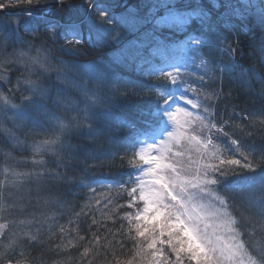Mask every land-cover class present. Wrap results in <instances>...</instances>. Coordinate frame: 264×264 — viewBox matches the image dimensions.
Segmentation results:
<instances>
[{"label": "trees", "instance_id": "trees-1", "mask_svg": "<svg viewBox=\"0 0 264 264\" xmlns=\"http://www.w3.org/2000/svg\"><path fill=\"white\" fill-rule=\"evenodd\" d=\"M92 1H68L60 10H54L57 5L48 6L53 9L49 19L56 16L62 23L82 22L83 39L79 44L65 45L64 36L59 32L46 33L43 27L34 35L25 32L23 24L18 30L26 41L35 43V47L45 50L55 61L61 59L79 65L76 74L72 73L73 67L69 68L68 75L61 73L65 77L55 72L48 75L46 72L50 70L46 66L41 70L43 81L52 93L45 101L47 109L53 118L63 121L56 134L43 127L33 133L37 145H43L41 153L33 152L32 143L10 142L0 132V202H12L14 206L0 207V215L6 216L8 232L5 233L21 245L16 254L23 250V264H147V258L141 260L137 255L140 245L146 248L148 243L135 229L141 223L136 217L145 207L140 199L137 176L146 164L142 159L145 141L164 120L169 95L178 86L188 87L190 98L198 99V114L191 116L193 122L187 134L194 138H213L210 153L215 156L203 157L200 169L211 163L228 173L227 176L210 173V178L219 179L214 190L236 205L240 203V194L229 191L236 178H259L264 174L261 168L248 172L240 165L220 164L231 159L243 164L240 153L247 155L249 147L256 149L259 159V152L264 148V22L261 21L264 0H179L181 9L193 14L192 22L182 31L161 29L157 35L169 46L167 60L156 56L142 69L137 68L136 62L123 58V54L134 47V41H142L151 29L150 24H131V20L139 22L147 18L154 0H102L104 6H109L108 14L116 16L109 24L110 31L103 28V38L100 34L94 35L90 20L85 19ZM44 8L37 6L36 11ZM162 13L161 9L159 14ZM15 18L28 22L25 15H0V29ZM68 31L73 35L70 39L74 38L71 27L65 30L66 37ZM5 32L1 37L9 31ZM109 32L114 35L119 32L120 40L113 41ZM189 35L199 36L204 43L195 46L189 41L181 47ZM218 37H226L231 55L223 50L224 45H211ZM16 46L21 54L28 51L26 56L35 53L27 45ZM6 47L3 53L14 59L11 45ZM182 59L187 61L182 62L184 69L180 70L176 84L168 77L152 74L155 62L170 64ZM3 64L0 62V71L11 75L10 79L19 78L20 73L25 76V71L16 70L15 65ZM83 65L91 67L82 70ZM167 70L173 71V68ZM69 75L73 79L66 77ZM64 88V95L58 96L56 92ZM9 95L19 94L10 91ZM237 126H243L252 135L241 134ZM219 128L229 135L220 134ZM233 140L242 145L239 150H234ZM49 143H52L50 149L46 147ZM6 153H12L17 162L10 158L8 161ZM52 174L65 179H54ZM233 214L237 215L235 211ZM25 215L35 218L32 230L37 232L34 235L40 243L33 244L42 250L35 248V252L29 253L32 240L20 232L26 228L14 225L13 219ZM16 228L18 232L14 231ZM238 228L246 249L264 263L258 255V250L264 247L261 225L255 224V230L250 225ZM7 243V239L0 237V251ZM48 247L54 249L56 257L42 262L37 256ZM163 247L164 254H170L167 245ZM188 263L185 258L184 264Z\"/></svg>", "mask_w": 264, "mask_h": 264}, {"label": "snow or ice", "instance_id": "snow-or-ice-1", "mask_svg": "<svg viewBox=\"0 0 264 264\" xmlns=\"http://www.w3.org/2000/svg\"><path fill=\"white\" fill-rule=\"evenodd\" d=\"M10 3L17 6L20 4L29 6L24 12V15L28 18V22L22 19H13L6 22L14 31H18L23 24L24 31L30 35H34L43 27L46 33L54 35L59 32L61 36H64L65 45L69 46L79 44L83 39L80 25L75 21H67L61 24L59 21L49 19L45 11H36L37 5L46 3H55L58 7L62 8L68 3V0H10ZM7 6L9 5L0 3V10ZM228 6L233 7L231 4ZM89 7L96 12L99 24L112 23V17L109 16L103 4L94 2L93 0V2L89 3ZM161 9L163 13L159 14ZM237 12H239V9H237ZM192 15V13L181 9L179 0H154L147 18L139 22L133 21V24H150L152 26L151 29L145 33L142 41L133 42L134 47L126 51L123 54V58L129 62H136L138 69H142L145 64H150L152 58L156 56L167 60L166 50L169 49V46L157 33L163 28L184 30L192 22ZM261 21L264 22V11L261 12ZM69 27L75 33L72 39H67L65 35V30ZM119 36L120 33L116 32L112 39L117 40ZM4 38L7 39L8 37L5 36ZM89 39H91L90 36ZM189 41L195 46H200L204 43L199 36L189 35L188 40L185 41V45L181 47H185ZM211 45H224L223 50L231 55L232 50L226 44V37H218L215 41L211 42ZM13 55L16 54L13 53ZM203 63L204 61L201 60V65ZM168 67L169 65L165 64L164 67L158 68L156 74L160 77H168L172 84H176L181 71L175 65H171L173 71H168ZM100 79L101 82H104V78ZM20 83V81L17 82L18 85ZM26 83L31 85L30 91L33 95H48V91L42 86L31 81H27ZM159 94L163 95L164 93L160 92ZM0 99L4 100L6 106L10 105V107H6V112H12V117H8L9 119H13V117L22 118L26 114L25 108L36 104L32 96H24L22 103H24L25 107H21L17 111L18 106L11 103L9 97L0 96ZM242 118L248 119V117ZM13 123H15L14 119ZM34 123H39V121H34ZM225 123L229 122L225 121ZM249 123L251 124L252 121H249ZM212 127L215 128V125H212ZM237 127L241 134L252 135L251 132L246 133L243 126ZM217 131L223 136L229 135L224 132L223 128H219ZM210 143L211 141L209 140ZM231 143L234 146V150H239L242 147L237 141L233 140ZM255 152L256 149L251 147H249L247 155L241 152L240 154L244 159L243 164L237 159L221 161L220 164L240 165L242 169L248 172H255L257 168L264 169V148L259 152V159H257ZM208 155L209 157H213L215 153H209ZM250 156L252 159H249ZM167 169H171V171L168 172ZM214 172H219L221 176L228 175L220 166L208 163L195 172L186 171L181 176L177 169L171 165H162L156 162V168L151 170L153 179L141 190L145 207L142 214H138L136 217V219L141 221V223L135 226L137 235L148 240L146 248L141 244L137 249V255L141 257V260L147 258V264H184V260L187 258L188 261H194L195 264H219L216 256L219 238L214 239L215 231H209V229H213V225L208 222V217L212 215L219 218L223 213L219 210L207 213L205 205L201 202L205 194L211 195L208 187L219 184V179L209 178L210 173ZM52 176L57 180L65 179V177L58 174H52ZM36 178H40L39 173H37ZM229 191L240 194L239 207H236L234 202L230 204L229 199L217 197L219 203L225 209L231 207L237 213L236 216L229 214L228 223L238 225L241 228L245 227V225H250L254 230L255 224H260L261 231L264 232V174L259 178L255 176H238ZM245 213L249 215H245ZM5 227L7 226L0 224V237L8 240V243L3 245L4 250L0 251V264H13L14 261L15 264H23V250H20L19 255L16 254L17 249L21 245L17 242L16 238L10 237L3 231ZM248 235H252V233H248ZM27 238L33 241L36 240L35 235H29ZM80 239H83V237ZM157 245H161V247H157ZM164 245H167L170 249V254H164ZM162 254H164L163 258ZM221 255H223L222 250ZM258 255L261 260H264V247L258 250ZM172 256H174V259L171 258ZM252 264H255V261Z\"/></svg>", "mask_w": 264, "mask_h": 264}, {"label": "rangeland", "instance_id": "rangeland-1", "mask_svg": "<svg viewBox=\"0 0 264 264\" xmlns=\"http://www.w3.org/2000/svg\"><path fill=\"white\" fill-rule=\"evenodd\" d=\"M103 1L95 0L94 2H98L104 5ZM105 8L109 10L108 5L105 6ZM94 13L95 15L94 17H92ZM109 16L112 17L113 23V17L116 16H114L113 14L112 16ZM85 17L86 19L90 20V25L92 27V30L94 31V35L100 34V38H103L104 27L109 29L110 31L109 24L101 25L98 23L97 14L93 9L89 13L86 12ZM92 18H94V20H92ZM121 22L123 23V20ZM131 24H133V20H131ZM6 29L9 32H7L6 35H2V37L0 35V62L5 63L3 64L5 67H7L8 64L15 65L16 70L22 69L21 72L25 71V76L20 73L19 78L10 79L12 78L11 75H8L6 72L0 71V96L9 97L10 102L18 106V108L16 109L17 111L21 107H25L24 103H22L24 96H32L33 100L36 101V104L26 107V114L22 118L13 117V119L15 120V123H13V119L8 118L12 117V112H6V107H10V105L6 106L4 100L0 99V132L4 134L5 137L10 140V142L18 141V143L20 142L22 144L24 142L32 143L33 152L41 153V151L43 150V145H37L38 142L35 141V135H33V133L41 131V127H43L44 129H47L46 131H49L52 134H56L60 131L61 126L63 125L62 119L60 120L57 118H53L52 113L47 109L45 101L46 99H49L51 97L52 93L49 89L50 86H48L43 81V74H41V70L43 67L46 66L50 70L46 72L48 75H52L55 72L57 74L59 73V76L62 77L63 75H68L71 72V70L69 69L70 67H73L72 73L76 74L78 72L77 66L79 65H71L67 63V61L61 59L55 61L49 55H47V52L45 50L39 47H35V43L26 41L24 36H21L18 31H14L13 28H9L8 25H5L4 28L0 29V34L6 33ZM88 32L89 35H91L90 27ZM113 35L114 33L109 32V37H113ZM5 36H7L8 38L5 39ZM120 36L117 40H113L112 38L111 39L113 41H119ZM6 44H10L12 51L16 53L14 59L12 58V56H8L3 53V51L7 49ZM16 45H27L29 46L30 51L33 50L35 51V53L33 55L26 56L28 52L27 51L21 56L20 49ZM34 48L36 49L34 50ZM186 61V59H182L181 61L177 60L170 64H168L166 61H161V63L157 61L151 68V70L153 71L152 74L156 75L157 69L160 67H164L165 64H168L169 68H172L171 65L176 64L175 67L182 70L184 69L182 67L186 63ZM182 62L184 63L183 65ZM90 67L91 66L88 67V65H83L82 70L89 69ZM23 68L25 69L23 70ZM66 77H71V75ZM18 81L21 82L19 85L17 84ZM27 81H31L35 84L42 86L48 91V95H33V93L30 91L31 85L26 83ZM57 84L59 83L57 82L56 84H54V86ZM188 90V87L184 86L182 88L178 86L176 88L175 93L171 95H169L168 93V95L170 96L169 101L167 103V106L164 108L165 112H163V114H165V118L162 123L152 132V137L145 141L146 147L142 151V154H144L145 157H143L142 159L146 161V164L144 167L139 169L140 174L137 176L138 184L140 187V199L143 200L144 205L145 201L142 198L141 190L144 186L148 184L150 180L153 179L151 170L156 168V162H159L162 165H171L172 167L177 169L181 176H183L186 171L195 172V170L193 169H200V166L203 162L202 158L209 154L211 151L213 143L212 136H206L203 139L201 137L194 138L189 136L186 132L188 126H190V124L193 122V120H190L191 116L193 114H198V99H191ZM10 91L17 92L19 95L12 97L11 95H9ZM56 93L58 96L64 95L65 88L63 90L60 89ZM158 101L160 102V99ZM160 106H162V108L164 107V105L162 104ZM159 110L157 111L159 112ZM45 111L46 113L44 114ZM47 114H50V117ZM34 121H39V123H34ZM209 140L211 141L210 144ZM51 145L52 143H49V145H46V147L50 149L49 146ZM205 145H207V147H205ZM9 158L17 162L16 158L13 156L12 153H6V159L8 161ZM32 159H36V157L32 156ZM157 171H159V169H157ZM167 171L170 172L171 169H167ZM208 191L211 193V195L205 194L204 199L201 201L205 205V211L207 213H213L219 210L223 213V215L219 218L212 215H209L208 217V222L213 225V229H209V231L212 232L214 230V239L217 237L219 238L217 241L218 251L216 253L219 264H252L253 261H255V264H264L246 250L241 234L238 231L237 225H231L230 223H228L229 214H231V216L234 215L231 213L229 208L225 209L219 203L217 197L220 196H218V193L214 190V186L210 185L208 187ZM37 193L39 194L40 191H37ZM8 204L14 207L12 202L7 203L6 201H1L0 207L3 208ZM239 206L240 203H237L236 207ZM245 215L249 214L245 213ZM5 218L6 216L4 217L2 216V214L0 215V219L2 220L0 224L6 225L7 227H5L3 231L8 232V224L6 223ZM13 221L15 222L14 225L21 228H26L21 229L20 232L28 236L37 234V232H34L32 230V223L35 221V218L25 215L13 219ZM14 231L18 232V228H16ZM33 243L39 244L40 239L36 238L35 241L32 240L30 242L32 246L29 250V253L33 251L35 252V248L38 249L37 251L42 250V248H40L39 246H35ZM221 250L223 251V255H221ZM41 252H43L41 253L42 255L39 254L40 256H36L42 262H49L52 258L56 257V252L53 248L48 247L47 249H44ZM191 263L195 264L194 261H189L188 264Z\"/></svg>", "mask_w": 264, "mask_h": 264}, {"label": "built area", "instance_id": "built-area-1", "mask_svg": "<svg viewBox=\"0 0 264 264\" xmlns=\"http://www.w3.org/2000/svg\"><path fill=\"white\" fill-rule=\"evenodd\" d=\"M0 3L10 4V0H0ZM6 9H7V7L3 8V9L0 10V11H4V10H6ZM46 13H48V12H46Z\"/></svg>", "mask_w": 264, "mask_h": 264}]
</instances>
